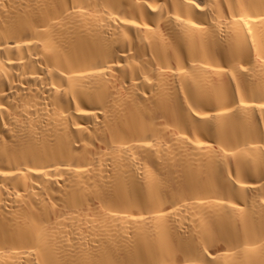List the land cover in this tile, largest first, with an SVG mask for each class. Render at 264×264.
<instances>
[{"label": "bare ground", "instance_id": "bare-ground-1", "mask_svg": "<svg viewBox=\"0 0 264 264\" xmlns=\"http://www.w3.org/2000/svg\"><path fill=\"white\" fill-rule=\"evenodd\" d=\"M0 264H264V0H0Z\"/></svg>", "mask_w": 264, "mask_h": 264}]
</instances>
